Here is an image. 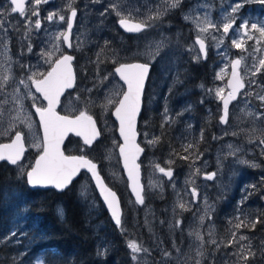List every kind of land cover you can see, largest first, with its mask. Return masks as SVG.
<instances>
[{
    "label": "rangeland",
    "instance_id": "rangeland-1",
    "mask_svg": "<svg viewBox=\"0 0 264 264\" xmlns=\"http://www.w3.org/2000/svg\"><path fill=\"white\" fill-rule=\"evenodd\" d=\"M184 1L185 0H181L180 5L177 7L179 8V11H181V17L174 12V9H170L161 17V19L157 20L152 27L136 34L134 38L135 40L133 41L135 47L133 46L132 49H130L132 53L140 56L142 60H148L154 65V74L151 76L148 83L149 91L146 101L147 110L145 118L141 117L138 125L140 131L139 140L145 146L144 153L140 159L145 184L144 205H137L129 191L127 190L126 192L125 188H127V186L125 185L124 188L120 184L122 182L126 184V179L123 175L116 149V145L119 142L117 134L113 131V128L116 127V122L112 116H110L112 106L110 105L107 109L102 107L105 95H116L117 91L123 86V84L115 75L113 69L112 72L109 71V45H107L106 48H104L105 42L101 45L100 37L109 27V11L104 16H101L100 14L104 12L111 3L119 2L125 15H128V13L131 12L133 14L131 18L143 21L148 16L153 15L157 8L162 9L165 7L166 0H99L98 3H94L93 0H75L73 6L77 8V17L72 30V43L74 46L70 50L74 54L75 63L81 69L80 72L82 71V78L78 87L75 86L76 88L74 87V89L68 91L67 94L63 96L60 110L68 113H75L79 110L86 109L97 117L103 134L100 143L95 142L94 146H96H92L91 149H88L79 137L76 142L70 143L69 150L72 151L68 152H81L82 148L83 151L86 149L85 151L89 154L94 152L98 158L97 161L99 167L108 181L110 179L115 184L122 187V192L124 193L123 198L126 202V217L124 218L123 226L127 231L129 241H135L141 244L144 248L149 249L148 253L140 254V264H195L197 259L201 260V264H232V261L234 260L233 256L222 249V242L229 240L227 236H224L228 231V223L226 221L220 223L213 218L208 220L207 217H205L204 224L200 225L199 217L204 215L205 204L203 196L208 197V204L212 206V212L214 213L215 202H219L221 193L226 191L231 192L233 190L235 156L229 154L231 150L228 146L232 145L233 150H235L239 147L238 140L256 139L257 137H260L261 125H259L256 118H254L255 113L260 112L249 107L248 98H241L230 104L228 123L225 125L219 123L217 116L220 114V100L216 98L215 90L221 87L227 89L226 82L224 83V78L228 76L230 70L228 67L223 74V79H216L217 72H219L221 68H224L226 63L221 55L218 57L219 54L216 47L217 41H213L211 37H206V41H209V43L212 40L211 43L213 44V50L218 55L213 62L208 57L206 60H199L202 62L199 70L204 72L205 75L208 73V77L210 78H208V82H204L208 80L206 79L204 81L196 80L195 83L198 88L199 83L200 87L203 86V93L200 94L198 100L200 102L203 101L207 106L205 109L207 117L211 118L212 113L214 114V111L217 112L216 120H214L216 129L215 133H213L212 128L210 129L213 121H208V131L212 134L208 138L209 134H205L203 127L199 129V131L194 130L195 133L193 132V129L190 128L193 127L194 120L192 117H187L185 115L189 109L187 103L189 92L187 89H184L175 93V87L183 84L187 75L194 76L190 73L186 74L185 71L181 75L180 66L185 64L186 67L188 65V62L191 59L190 52H192L188 49L191 44L198 48V46L195 45V41L191 38V25H187L188 23L184 19V16L191 13V15L195 17L199 13L202 18L203 14L208 12L214 21L220 22L221 24L223 21L221 20V14L215 16L211 7L205 6L206 2L204 0H196L192 8L187 7L188 10L185 5L182 4ZM5 2L6 0H0V6H4ZM68 2L69 0H51L48 4H42L40 6L41 18H46L48 12L55 9L64 10L63 14L68 15L70 13L69 10L66 9ZM171 2L172 0H167V3ZM25 8L27 15H31V0H27ZM225 11L228 12L227 9ZM111 12L117 20L119 17L112 10ZM174 13L176 14L175 16ZM177 17L179 20H177ZM10 19L12 24L19 23L18 30H10L7 33V36L10 37L8 42V54L13 60L12 74L14 76V80L10 82V86L6 90L9 93L18 85L21 75L25 74L19 63H15V61L19 59L22 63L36 65L40 60L39 53L41 48L47 47L46 41H48L49 36L54 37V34L58 30L66 29V23L50 25L47 20L44 19L42 30L38 33L34 31L31 36L33 52L31 54L27 53L26 45L28 41L25 40V47L23 49L24 55L21 58V37L25 32L24 20L20 18L18 13L12 14ZM32 19L34 21L35 17H32ZM193 26L195 32L194 36H196L198 33L195 25ZM214 34L218 38L222 35V33L219 32ZM162 39L164 40L165 46L160 49L159 55L156 57L155 61H153L150 53H155V45ZM228 43L229 41L227 38L219 51L226 52L227 55H230L232 53V48L228 47ZM194 47L193 61L194 57L199 56V51ZM66 50L67 48L62 46L61 51L65 52ZM111 52L114 54L113 49ZM97 53H101L99 60L102 62L99 64V67H97L96 63ZM3 54L4 48L0 47V61L3 60ZM57 55H59V53ZM46 69L47 65H43L42 70ZM177 73L179 74L178 78ZM104 76H108V79L103 80ZM190 87H194V85ZM86 89H92L91 93L87 92ZM209 89L212 90L211 93H209ZM21 91L22 93L24 91L22 86ZM32 91L34 92L35 90L32 89ZM245 91L248 92V89ZM36 95L39 96L38 93ZM77 97H79V100H77ZM3 99L4 95H0V100ZM40 99L42 100V97ZM89 100L92 102H88ZM8 101V104L0 105V110H3L4 112L5 121L17 114L16 106L12 102L10 96L8 97ZM158 102L163 103V107L160 109L157 108ZM31 103L32 102L29 99L24 100L25 111L21 113V116H31L33 123L32 131L29 132L23 124L17 122V127L25 132L29 144L32 143L34 135H38L42 138V132L39 128V120L35 115L34 108L31 107ZM45 104L46 101L43 102L44 106ZM148 107H150V109H148ZM165 108L168 109V113L172 118L169 124L175 122L176 124H181L182 127L186 129L185 133H180L176 137L179 145L178 149L183 152L182 145L195 142L196 149H194V151L198 150L203 153L202 159L197 161V166L207 172H211L210 170L217 172L214 181H205L202 176L197 178V183L206 187H201L200 190L202 196L197 204H191L190 199L185 198L188 199L190 204V210L188 211H183L176 207V205L178 201L177 192L185 187L184 181L189 173V161L188 163L182 161L179 162L178 167L180 166V168L177 170V166L173 168V166L166 163L170 158L173 160V155H170L172 152L167 151L159 156L157 152H154L158 143L155 145L148 144V139L160 136V134H157L154 129L156 126L153 123V120L164 124ZM178 113H181L183 118H178ZM241 115L243 117H251V124H243L241 127H238L239 124L237 122ZM157 116H159V118ZM253 129H256L257 131L253 132ZM174 132L176 136L177 130L175 127ZM145 134H147V138ZM201 134H203V139H201ZM222 135L225 138H222ZM7 139H9V137L0 136V141ZM38 153L39 151L36 148L29 147L25 158L20 162L25 169L33 164L34 158ZM184 154L185 153L183 152L181 155ZM204 162L207 164L206 168L204 167ZM154 163H159L162 167L167 168L170 166L173 168L176 190L173 189L172 184L166 177H163L162 174L154 171ZM15 168L17 169V175L22 176L23 174L20 172L19 167L15 166ZM124 179L125 181H123ZM150 181L161 183L163 185L162 190L160 188L153 189L149 187ZM77 185L78 191L86 203L87 208L85 209L88 216L92 219L93 227L96 231L101 233L109 224V214L107 217L103 213L104 209H106L105 204L98 194L89 173H83ZM14 186H16V188L19 187V185L16 184ZM151 199L155 201L157 205L151 201ZM174 208L175 213L173 211ZM176 219H182L183 221L179 228L174 226V221ZM194 230H199L205 241V244L201 249L204 252L202 257H197L196 255L198 242L196 241L195 236L189 235V233ZM210 231L211 237L209 236ZM10 234H8V236H10ZM102 234L104 235L105 231L102 232ZM209 239H215L217 243L221 244L219 251H217L213 245L207 243ZM103 244H107L108 246L106 237L98 240L97 247L98 245ZM177 248H179V252H177ZM164 251L170 252L171 257L165 258L163 256ZM231 253H233V251ZM228 254L230 256H228ZM37 261L38 258L35 264H37ZM41 264H44L43 261H41Z\"/></svg>",
    "mask_w": 264,
    "mask_h": 264
},
{
    "label": "snow or ice",
    "instance_id": "snow-or-ice-1",
    "mask_svg": "<svg viewBox=\"0 0 264 264\" xmlns=\"http://www.w3.org/2000/svg\"><path fill=\"white\" fill-rule=\"evenodd\" d=\"M26 0H6L4 6H0V47L4 48L3 60L0 61V95H4V99L0 100V105L8 104V97H11L12 102L16 106L17 114L12 116L7 121L4 120V112L0 110V136H7L10 139V143H0V161H7L9 164L19 167L22 174L26 173L27 184L30 187H47L52 186L58 191L66 189L78 176L81 170H86L92 181L95 182V187L99 191L104 204L106 205L112 220L116 226L121 229L122 233L126 231L122 222V212L120 202L115 191L109 188L104 179L101 176L97 163L89 159L86 155H66L62 148L65 143V139L69 134H74L80 137L85 146L91 147L93 143L100 137L101 132L97 127V121L94 120L93 115L85 110H79L78 114H61L57 111V107L61 104V97L65 91L72 89L75 85L76 76L73 69L74 56L62 52V46L68 49L73 48L71 41L72 30L77 17V8L73 6L75 0H69L66 5V9L70 14H63L64 10L55 9L49 11L46 18H41L40 6L42 4H48L51 0H31L32 9L31 15H27L25 8ZM94 3H98L99 0H93ZM250 2L259 3L264 6V0H228V7L230 12H221L220 22L214 21L208 12L201 15L198 13L195 17L188 13L184 16L186 21H191L197 30L195 38V45L199 46V56L194 57V62H198L200 59H207L208 46L206 44V37H211L213 41H217L216 47L218 54L223 57L224 60H228L229 57L226 52L219 51L221 46L225 43V40L231 36L232 47L242 52H248L253 63L251 69L247 65H244V75H241V66L245 60L244 56L237 57L230 61L231 66V78L228 80L227 87L230 89L227 95H224V88H217L215 90V96L218 100L222 101V112L219 117L221 124H227L229 120V106L233 101H236L238 95L246 87V78L250 75L252 79L248 80V86L257 84L255 79L258 74L264 72V57H257L255 53L264 51V48L257 47L264 43V17H241L240 12L246 4ZM181 3V0H172L171 3H167L166 6L157 8L153 15L148 16L145 20L140 22H133L131 17L132 13L129 12L125 15L119 2L111 3L108 8L104 10L100 15L104 16L108 13L109 9L116 13L119 17V26L126 32L139 33L147 28H150L154 23L161 19L170 9L177 8ZM224 0H221L223 5ZM199 7V5H198ZM10 9V11H9ZM138 11V10H137ZM18 13L20 18L24 20V35L21 37V58L24 55V41L27 40L26 45L27 53L33 52V44L31 42V36L35 31L38 33L43 28V20L46 19L48 24H65L66 29L58 30L53 36H49L46 41L47 47L41 48L39 53L40 60L36 65L31 63H22L18 59L15 63H19L20 67L24 70L25 74L21 75L18 85L13 88L12 92H7V88L10 86V82L14 80L12 74V57L8 54V42L10 37L7 33L10 30H18V23H11V15ZM32 17H35L33 21ZM239 21V24H237ZM222 33L218 38L214 33ZM259 33V37L255 35ZM246 38V39H245ZM247 41H255V45L251 52L245 47ZM108 41H105V47H107ZM164 40L157 42L155 45V53H150L152 60L155 61L159 55L160 49L164 47ZM192 50L191 46L188 49ZM59 53V55H57ZM101 53H97V67L102 62L99 60ZM258 61V63H257ZM43 65H47L46 70H42ZM228 64L224 65L216 74V79H223V74L228 68ZM151 64L150 63H120L115 67V74L123 82V86L117 91L116 95H105L104 103L102 107L107 109L110 105L114 107V111L111 113L116 121H118L119 137L123 143L116 145L119 150V158L122 161L123 169L127 174L128 186L135 197V203L137 205L145 204V187L141 183L140 169L141 165L137 162L140 154L144 149L137 143V116L141 111L142 97L144 94L145 83L149 75ZM99 75V73H98ZM179 74L177 73V78ZM108 76H104L103 80H107ZM23 87V93L21 91ZM203 87V86H201ZM32 89L35 91L33 92ZM91 93L92 89H86ZM209 89V93H211ZM39 94L37 96L36 94ZM254 93L252 91L244 92L245 96H251ZM42 97V100L40 99ZM255 98L264 106V95L255 94ZM31 100V107L35 109V115L39 117V128L42 131V138L38 135L33 136L32 143L29 144L25 132L17 127V122L23 124L29 132L33 129L32 118L30 115L21 116V113L25 111L24 100ZM79 100V97H77ZM46 101V106L43 102ZM88 102H92L89 100ZM203 103V101H201ZM177 115H181L178 113ZM165 124L171 121V117L168 113V109L164 111ZM256 119H264V113H256ZM6 125V126H5ZM164 127V124L161 125ZM256 132V129L252 130ZM235 134V133H233ZM147 138V134H145ZM203 139V134H201ZM215 139V137H214ZM160 137L148 139L149 145H155L159 142ZM250 142H255L251 140ZM115 144V141H114ZM262 154H264V130L260 132L259 143L257 145ZM28 147L36 148L39 151L35 163L31 164L25 169L20 163L24 157V154ZM231 150L229 154L235 156L239 149L233 150V146L229 145ZM184 155L173 152L170 155H177L179 159L189 161V173L184 181L185 187L177 192L178 201L176 207L183 211L190 210V204H197L202 196L201 186L197 183V178L202 176L205 181H214L217 172H207L201 167L197 166V161H200L203 157V153L194 151L196 149L195 142H190L182 145ZM83 152V148L81 149ZM248 163V161H243ZM168 165H172L174 161L170 158L166 161ZM252 167H257L255 163L251 164ZM204 167H207L204 162ZM154 171L162 174L172 184L174 190H176V184L174 181V170L172 167H162L159 163H154ZM261 182L264 183V177L261 178ZM149 187L162 190L163 185L158 182L149 183ZM254 190L256 185H250ZM182 193V195H181ZM83 194V193H82ZM247 199V197H244ZM204 200V215L199 217L200 225L205 222V217L208 220L212 219L211 212L212 206L208 204V197L203 196ZM243 201H241V204ZM175 213V208H174ZM238 212L243 215H237L235 218L239 223H235V229L241 227H248L250 230H254L257 224L264 223V219L257 216L255 219H251V213L243 214L242 209L238 208ZM163 223V221H162ZM182 219H176L174 226L181 227ZM16 232L13 231L9 237L15 236ZM194 235L198 242L196 255L202 257L204 252L201 250L205 244L204 238L199 230H194L189 233ZM211 237V231L209 232ZM232 236L235 238L236 232H232ZM239 241L247 243H239L236 245L234 239L228 240L224 247H236V251L231 255L235 258L232 264H257L259 261H264V241H261L259 246H254L251 242V238L247 235H240ZM207 243L213 245L217 251H219L221 244L217 243L215 239H209ZM127 248L130 251V259L133 264H140V254L148 253L149 249L144 248L141 244L130 240L127 243ZM107 244L98 245L97 255H107ZM177 248V252H179ZM165 258H170L171 253L168 251L163 252ZM43 257L38 258L37 264H41ZM195 264H201V260L197 259Z\"/></svg>",
    "mask_w": 264,
    "mask_h": 264
},
{
    "label": "trees",
    "instance_id": "trees-1",
    "mask_svg": "<svg viewBox=\"0 0 264 264\" xmlns=\"http://www.w3.org/2000/svg\"><path fill=\"white\" fill-rule=\"evenodd\" d=\"M108 22L109 27L100 38L101 45H103V42L108 41L109 71L112 72V66L118 61L142 59L130 51L133 46L135 47L133 42L135 35L125 33L118 26L111 10H109ZM112 49L114 54L111 52ZM75 68L77 71L76 86L78 87L82 78V71L80 72L81 69L76 63ZM180 70L181 75L184 71L186 74L190 73L188 65L185 67V64L180 66ZM153 74L154 65L151 64L149 80ZM186 84H189L187 79L179 85L181 87L178 91L187 89ZM187 114L188 111L185 115L187 116ZM141 117L140 115L139 120H141ZM157 117L159 118V116ZM181 118H183L182 115ZM153 123L156 126L154 129L157 134H160V140L154 152H157L159 156L167 151L183 154L178 149L179 145L176 137L180 133H185L186 129L175 122L172 124L164 123L163 128L158 121L153 120ZM213 125L214 123L211 124L210 129L212 128L214 133ZM174 127L177 130L176 136ZM202 127L201 124L197 125L196 129L194 127L190 128L194 132V130L199 131ZM113 131L116 133L115 128H113ZM102 136L96 142L100 143ZM78 139L79 137L70 135L65 145L66 150L72 151L69 150L70 143L76 142ZM92 146L86 147L91 149ZM85 150L83 152L87 153ZM89 155L98 160L94 152ZM172 157L174 163L171 166L173 168L178 167L181 161L188 163V161L179 159L177 155L173 154ZM179 168L180 166L177 170ZM80 178L81 175L62 191L55 188H32L27 184L25 174L18 176L15 166L0 161V264H35L39 257H43L44 264H133L130 259V251L127 248L129 241L127 231L122 233L110 217L107 228L102 230V232L105 231L104 235L94 229L92 219L85 209L87 208L86 203L78 191L77 184ZM15 184L19 187L16 188ZM109 184L120 195L122 222L124 224L126 202L123 198L122 187L110 179ZM120 184L125 188L126 184L124 182ZM125 190L127 192V188ZM151 201L153 200L151 199ZM153 202L156 204L155 201ZM103 213L108 217L106 209ZM13 230L16 235L6 239ZM105 237L108 243L107 255L98 256V240Z\"/></svg>",
    "mask_w": 264,
    "mask_h": 264
},
{
    "label": "flooded vegetation",
    "instance_id": "flooded-vegetation-1",
    "mask_svg": "<svg viewBox=\"0 0 264 264\" xmlns=\"http://www.w3.org/2000/svg\"><path fill=\"white\" fill-rule=\"evenodd\" d=\"M206 2L205 6L206 7H211L213 13L216 15H220L222 10L225 11L226 9L228 12H230V9L228 7V0H224L223 5L221 4V0H204ZM196 0H185L182 4L185 5L186 9L188 10L187 7L192 8ZM235 0H233V3ZM175 13L180 16L179 8L174 9ZM192 11V10H191ZM174 13V16L176 15ZM241 17H264V6L260 5L259 3L255 2H250L245 5V7L241 10L240 12ZM181 17V16H180ZM177 20L178 17H177ZM187 25H191V38L195 41L196 36L194 32V24L191 21H187ZM237 24H239V21H237ZM125 32V31H124ZM142 32V31H141ZM140 32V33H141ZM129 33V32H125ZM133 35H136L138 33H131ZM257 37H259V33H255ZM246 39V38H245ZM228 47L232 48L231 54L228 55L229 59L225 60V63H228V67L230 70V61L232 59H236L237 57L244 56L245 60L241 66V75H244V65H247L249 69H251L252 66V59L248 55V52H242L241 50L235 49L232 47L231 44V37H228ZM212 40L206 41V44L208 46V51H207V57L213 62L215 57L218 55L214 52L213 50V44L211 43ZM255 45V41H247L245 47L248 49L249 52L252 51L253 46ZM198 46V45H197ZM193 45L191 44L192 52H190L191 59L188 62V68L189 72L191 75L194 76H189L187 75V80H189V84H186L187 90L189 92L188 94V114L187 117H192L194 120L193 127L196 129L197 125L203 126L205 130V134H209L208 137H210L212 134L209 133V126H208V121L212 120L214 123V120H216V115L217 112L214 111V114L212 113L211 118L207 117L205 109L207 106L205 103H201L198 99L200 97V94L203 93V88L200 87L199 83V88L196 86L197 84L195 83L196 80H201L204 81L210 77L204 74V72L200 71V64L202 62H194L193 61ZM257 47L264 48V43L261 45H258ZM196 48V47H194ZM199 51V46L196 48ZM257 57H264V51L255 53ZM189 57V56H188ZM220 57V55L218 56ZM203 60V59H202ZM258 63V61H257ZM206 65V64H205ZM151 69V68H150ZM195 79V80H194ZM225 81H227V77L224 78ZM252 79V77L249 75L246 78V87L244 90H242L241 94L238 95L237 100L241 98H245L248 100L249 107L255 110H258L260 113H264V106L260 104V102L255 98V94H263L264 95V72L260 73L255 77V79L258 81L257 84H254L249 88L248 86V80ZM194 80V81H193ZM208 80L204 82H208ZM148 83L149 79H147L146 84H145V89H144V94L142 97V106H141V112L140 115L145 118V113L147 110V96H148ZM194 87H190L193 86ZM181 86H176L175 87V93L178 92V89ZM227 87V85H226ZM246 89L248 91H252L254 94L251 96H245L244 92ZM229 88L225 89L224 95L226 96L228 93ZM187 92V93H188ZM187 100V99H186ZM236 100V101H237ZM233 101V102H236ZM163 107L162 102L157 103V108ZM230 108V106H229ZM150 109V107H148ZM222 112V101H220V114ZM220 114H218L217 118L219 121ZM178 118H181V115L177 116ZM256 118V113L255 117ZM259 125H261V131L264 130V119H256ZM252 120L251 117L248 116H240L238 119V127H241L243 124H251ZM220 123V121H219ZM221 124V123H220ZM225 125V124H221ZM199 127V126H198ZM214 127V133L216 129V124L213 125ZM222 138L223 135L221 136ZM260 138V137H259ZM259 138L257 137L256 139H240L239 144L237 149L239 151L235 155V165H234V188L231 192L226 191L221 193L219 202H215V208H214V213H211L212 218L217 221V222H222L226 221L228 223V231L224 236H227L229 240L234 239L236 241V245L238 246L239 243H247V241L241 242L239 241L240 235H247L251 238V242L254 246H259L261 241H264V223L257 224L254 230H250L248 227H241L240 229H235L234 224L239 223L238 220L235 218L237 215H241V219H243V215L238 212V208L242 209L243 214H249L251 213V219H255L257 216H260L262 219H264V183L261 182V178L264 177V154H262L261 149L257 146L259 143ZM251 140H254L255 142H250ZM145 147V146H144ZM243 161H248V163H244ZM6 162V161H5ZM255 163L258 166L257 167H252L251 164ZM14 166V165H13ZM211 172H214V170H210ZM250 185H256V188L253 190ZM244 197H247V199H244ZM241 201L243 203L241 204ZM107 210V209H106ZM108 213V211H107ZM109 214V213H108ZM226 231V230H225ZM232 232H236L235 238L232 236ZM228 241V240H227ZM227 241L222 242V249L223 251L229 252V254H232L231 252L236 251V247H224V244L227 243ZM228 254V256H230ZM233 259H235L233 257ZM257 264H264V261H259Z\"/></svg>",
    "mask_w": 264,
    "mask_h": 264
},
{
    "label": "water",
    "instance_id": "water-1",
    "mask_svg": "<svg viewBox=\"0 0 264 264\" xmlns=\"http://www.w3.org/2000/svg\"><path fill=\"white\" fill-rule=\"evenodd\" d=\"M26 4H27V0H26V2H25V7H26ZM132 19V21L135 23V22H140V20H137V19H135V18H131ZM118 20H119V18H117V20H116V22H117V24H118V26H119V23H118ZM120 27V26H119ZM121 28V27H120ZM122 29V28H121ZM123 30V29H122ZM124 31V30H123ZM126 32V31H125ZM71 41H72V36H71ZM67 54H70V55H73L74 56V54H73V52L70 50V49H68L67 48V50L65 51ZM120 63H150L148 60H142V59H131V60H121V61H118L117 63H115L113 66H112V69H113V71H114V73H115V67H117ZM151 64V63H150ZM151 68V67H150ZM73 69H74V72H75V76H76V71H75V66H74V62H73ZM150 72V71H149ZM116 75V74H115ZM117 76V75H116ZM118 77V76H117ZM231 78V67H230V71H229V74H228V76H227V81H226V85L228 84V80ZM76 79H77V76H76ZM118 79H119V77H118ZM120 80V79H119ZM147 81V80H146ZM122 82V81H121ZM75 84H76V81H75ZM122 84H123V82H122ZM146 84V83H145ZM75 86V85H74ZM69 90V89H68ZM230 90V89H229ZM67 92V90L65 91V93ZM64 93V94H65ZM63 97V96H62ZM62 97H61V99H62ZM46 104H47V102H46ZM46 104H45V106H46ZM142 106V105H141ZM60 105L57 107V111L58 112H60L61 114H78V112H75V113H68V112H64V111H62V110H60ZM35 110V109H34ZM84 110V109H83ZM114 111V107L112 106V108H111V112L110 113H112ZM89 112V111H88ZM141 112V111H140ZM89 114H91V115H93V118H94V120H96L97 121V118L95 117V115L93 114V113H91V112H89ZM111 116H112V118L115 120V122H116V127H115V131H116V134H117V136H118V138H119V142H118V144H120V143H123V141H122V139L119 137V131H118V127H119V125H118V121H116V119H115V117L111 114ZM38 117V116H37ZM139 117H140V113L138 114V116H137V120H136V127H137V143L145 150V147H144V145L140 142V140H139V136H140V131H139V128H138V123H139ZM38 120H39V117H38ZM97 127H98V129L100 130V132H101V128H100V125H99V123H98V121H97ZM42 132V131H41ZM71 134H69V136H70ZM74 135V134H73ZM68 136V137H69ZM67 137V138H68ZM100 137H101V135H100ZM99 137V138H100ZM67 138L65 139V142L67 141ZM98 138V139H99ZM0 143H10V139H7V140H1L0 141ZM117 144V145H118ZM62 148H63V150L65 151V154L66 155H86L89 159H91V160H93V162H95V163H97V165H98V168H99V163L96 161V160H94L91 156H89L88 154H86V153H80V152H68V151H66V149H65V143H64V145H62ZM116 149H117V153H118V156H119V150H118V147H116ZM29 150V147L27 148V150H26V152H25V154H24V157H25V155H26V153H27V151ZM143 153H144V151L140 154V156H139V159H138V163L141 165V161H140V158H141V156L143 155ZM39 155V153L35 156V158H34V161H33V164L35 163V160H36V158H37V156ZM24 157H23V159H24ZM22 159V160H23ZM119 161H120V166H121V169H122V172H123V175H124V177H125V179H126V186H127V190L129 191V193H130V195L132 196V198L134 199V201H135V197H134V195L132 194V192H131V190H130V188H129V186H128V179H127V174L125 173V171H124V169H123V164H122V161L120 160V158H119ZM87 172L86 170H81V172L78 174V176L76 177V178H78L79 176H80V174L82 173V172ZM99 171H100V173H101V176H102V178L104 179V181H105V183H106V185L109 187V188H111L113 191H115L116 192V194H117V197H118V199H119V202H120V207H121V212H122V205H121V198H120V195H119V193L117 192V190L113 187V186H111L110 184H109V182L107 181V179H106V177H105V175L103 174V172L100 170V168H99ZM88 173V172H87ZM90 175V174H89ZM76 178H74V180L76 179ZM140 178H141V183H142V185H144V187H145V184H144V180H143V169H142V165H141V169H140ZM93 183H94V185H95V182L93 181ZM71 185V184H70ZM69 185V186H70ZM37 187H42V186H37ZM47 187H52V186H47ZM33 188H35V187H33ZM54 188V187H53ZM96 188V187H95ZM97 190V189H96ZM97 192H98V194H99V191L97 190ZM100 195V194H99ZM101 197V196H100ZM102 199V198H101ZM102 201H103V199H102ZM105 207H106V205H105ZM106 209H107V207H106ZM107 211H108V209H107ZM108 213H109V211H108ZM109 217H110V219L112 220V218H111V215H110V213H109ZM113 221V220H112ZM114 222V221H113ZM115 223V222H114Z\"/></svg>",
    "mask_w": 264,
    "mask_h": 264
},
{
    "label": "bare ground",
    "instance_id": "bare-ground-1",
    "mask_svg": "<svg viewBox=\"0 0 264 264\" xmlns=\"http://www.w3.org/2000/svg\"><path fill=\"white\" fill-rule=\"evenodd\" d=\"M69 14H70V13H69ZM148 77H149V75H148ZM147 79H148V78H147ZM138 125H139V123H138ZM71 135H73V134H71ZM74 136H75V135H74ZM101 136H102V132H101ZM100 138H101V137H100ZM100 138H99V139H100ZM99 139H97V140H99ZM97 140H96V141H97ZM96 141H95V142H96ZM95 142H94V143H95ZM94 143H93V144H94ZM26 180H27V179H26ZM32 188H33V187H32ZM35 188H37V187H35Z\"/></svg>",
    "mask_w": 264,
    "mask_h": 264
}]
</instances>
